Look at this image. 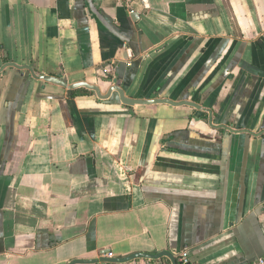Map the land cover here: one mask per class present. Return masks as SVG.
<instances>
[{"label":"crops","instance_id":"obj_1","mask_svg":"<svg viewBox=\"0 0 264 264\" xmlns=\"http://www.w3.org/2000/svg\"><path fill=\"white\" fill-rule=\"evenodd\" d=\"M183 253L264 258V0H0V264Z\"/></svg>","mask_w":264,"mask_h":264},{"label":"water","instance_id":"obj_2","mask_svg":"<svg viewBox=\"0 0 264 264\" xmlns=\"http://www.w3.org/2000/svg\"><path fill=\"white\" fill-rule=\"evenodd\" d=\"M46 80L48 82L55 83V84L61 85L63 87H67V84L64 81H62L61 79H55V78H52V77H47ZM80 87H85L87 89H90V90L95 91L96 94H97V96L100 99H103V100L104 99H108L113 92H117V93H119L121 102L124 105H126V106L154 105V104H170V105H173V106H178L179 105V104H176V103H173L171 101L164 100V99H154V100H137V99H132V98L127 97L125 95V92L120 87H118V86H113L108 91V93L105 94V95H102L101 92H100V90L97 87L88 85L86 83H79V84L72 85V86L69 87V89L72 91V90L77 89V88H80ZM140 256L146 257L145 255H140Z\"/></svg>","mask_w":264,"mask_h":264},{"label":"built area","instance_id":"obj_3","mask_svg":"<svg viewBox=\"0 0 264 264\" xmlns=\"http://www.w3.org/2000/svg\"><path fill=\"white\" fill-rule=\"evenodd\" d=\"M118 2H126L128 0H117ZM147 5V0H142ZM176 264H194L187 253H183ZM254 264H264V258L259 259Z\"/></svg>","mask_w":264,"mask_h":264}]
</instances>
